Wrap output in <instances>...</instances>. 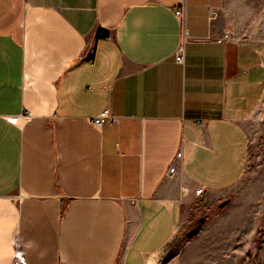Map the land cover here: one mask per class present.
Here are the masks:
<instances>
[{
	"label": "crops",
	"instance_id": "1",
	"mask_svg": "<svg viewBox=\"0 0 264 264\" xmlns=\"http://www.w3.org/2000/svg\"><path fill=\"white\" fill-rule=\"evenodd\" d=\"M263 50L264 0H0V264H158L199 218L164 264H245Z\"/></svg>",
	"mask_w": 264,
	"mask_h": 264
},
{
	"label": "rangeland",
	"instance_id": "2",
	"mask_svg": "<svg viewBox=\"0 0 264 264\" xmlns=\"http://www.w3.org/2000/svg\"><path fill=\"white\" fill-rule=\"evenodd\" d=\"M256 149L257 151L255 152V154H252V162L250 164L249 170L251 171L252 175L254 174L256 177L262 180L261 187H263L264 186V138L260 139V142L256 147ZM260 202L262 204L261 210L263 211V216L261 218L260 224L256 229V232L254 233L252 240L253 243L251 244L250 248L247 249L245 264H264V195L262 196ZM196 224L197 222L194 225ZM183 236L185 237V234H183Z\"/></svg>",
	"mask_w": 264,
	"mask_h": 264
},
{
	"label": "built area",
	"instance_id": "3",
	"mask_svg": "<svg viewBox=\"0 0 264 264\" xmlns=\"http://www.w3.org/2000/svg\"><path fill=\"white\" fill-rule=\"evenodd\" d=\"M179 12V10H177V13ZM229 35L228 32H225L224 35H223V39L227 38ZM264 51V50H263ZM174 58L176 60V62L178 63H183V50H182V45H179L176 50H175V53H174ZM106 117H109L108 113L106 111L100 113L99 115L95 116L94 118H92V122L95 124V125H99L103 122V120L106 118ZM180 152H177L176 153V157H180ZM174 170V167L171 166L169 168V171L172 172Z\"/></svg>",
	"mask_w": 264,
	"mask_h": 264
},
{
	"label": "water",
	"instance_id": "4",
	"mask_svg": "<svg viewBox=\"0 0 264 264\" xmlns=\"http://www.w3.org/2000/svg\"><path fill=\"white\" fill-rule=\"evenodd\" d=\"M224 203H226V200H224L223 202H221L219 204V206H222ZM203 222V218H199L198 221H197V224L192 227L190 230H188L186 233H185V237L186 238H192L199 230V227H200V224ZM172 253L170 251H168L161 259V261L163 263L167 262L171 257H172Z\"/></svg>",
	"mask_w": 264,
	"mask_h": 264
},
{
	"label": "trees",
	"instance_id": "5",
	"mask_svg": "<svg viewBox=\"0 0 264 264\" xmlns=\"http://www.w3.org/2000/svg\"><path fill=\"white\" fill-rule=\"evenodd\" d=\"M182 239L175 241L171 244L169 251L172 253V255L174 256L175 254H177L179 252V250L181 249L182 245L184 244V242L187 240V238H185L182 235ZM158 264H164L161 260Z\"/></svg>",
	"mask_w": 264,
	"mask_h": 264
}]
</instances>
